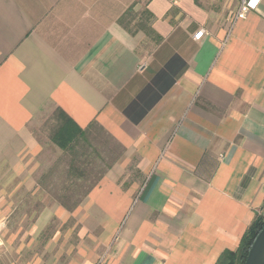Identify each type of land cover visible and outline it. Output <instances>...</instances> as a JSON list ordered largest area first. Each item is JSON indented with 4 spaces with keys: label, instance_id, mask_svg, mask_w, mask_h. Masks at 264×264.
<instances>
[{
    "label": "crops",
    "instance_id": "obj_1",
    "mask_svg": "<svg viewBox=\"0 0 264 264\" xmlns=\"http://www.w3.org/2000/svg\"><path fill=\"white\" fill-rule=\"evenodd\" d=\"M140 1L0 0V181L98 127L123 158L71 213L73 264H217L264 213V0H147L133 31Z\"/></svg>",
    "mask_w": 264,
    "mask_h": 264
},
{
    "label": "rangeland",
    "instance_id": "obj_2",
    "mask_svg": "<svg viewBox=\"0 0 264 264\" xmlns=\"http://www.w3.org/2000/svg\"><path fill=\"white\" fill-rule=\"evenodd\" d=\"M197 1L228 11L237 4V0ZM146 3L141 0L123 18L130 30H147ZM44 146L42 156L33 160V165L40 164L32 167L35 181L22 188L20 181L5 182V177L0 181V264L80 263L93 250L81 244V226H77L81 224L71 213L119 163L123 150L98 127L69 150L59 151L50 143Z\"/></svg>",
    "mask_w": 264,
    "mask_h": 264
},
{
    "label": "trees",
    "instance_id": "obj_3",
    "mask_svg": "<svg viewBox=\"0 0 264 264\" xmlns=\"http://www.w3.org/2000/svg\"><path fill=\"white\" fill-rule=\"evenodd\" d=\"M84 136L85 134L83 135V138ZM263 228L264 215L257 214L256 218L242 237L238 249L235 252H223L219 257L217 264H245L249 251Z\"/></svg>",
    "mask_w": 264,
    "mask_h": 264
},
{
    "label": "water",
    "instance_id": "obj_4",
    "mask_svg": "<svg viewBox=\"0 0 264 264\" xmlns=\"http://www.w3.org/2000/svg\"><path fill=\"white\" fill-rule=\"evenodd\" d=\"M245 264H264V228L255 239Z\"/></svg>",
    "mask_w": 264,
    "mask_h": 264
},
{
    "label": "built area",
    "instance_id": "obj_5",
    "mask_svg": "<svg viewBox=\"0 0 264 264\" xmlns=\"http://www.w3.org/2000/svg\"><path fill=\"white\" fill-rule=\"evenodd\" d=\"M263 0H240V6L236 14L237 19H243L247 14L253 10H257ZM204 34V31H200L195 38L199 40Z\"/></svg>",
    "mask_w": 264,
    "mask_h": 264
}]
</instances>
